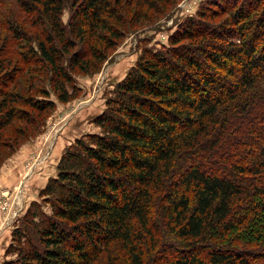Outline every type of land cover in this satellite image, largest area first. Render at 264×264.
<instances>
[{
    "label": "trees",
    "instance_id": "1",
    "mask_svg": "<svg viewBox=\"0 0 264 264\" xmlns=\"http://www.w3.org/2000/svg\"><path fill=\"white\" fill-rule=\"evenodd\" d=\"M221 1L141 52L93 118L99 132L61 154L4 264H264V0H235L211 25ZM157 2L0 0V149L29 116L15 103L55 106L29 93L35 81L69 101L75 71L98 69Z\"/></svg>",
    "mask_w": 264,
    "mask_h": 264
},
{
    "label": "rangeland",
    "instance_id": "2",
    "mask_svg": "<svg viewBox=\"0 0 264 264\" xmlns=\"http://www.w3.org/2000/svg\"><path fill=\"white\" fill-rule=\"evenodd\" d=\"M155 1H158L160 11L146 5L143 8L146 16L141 21L130 23L135 25L124 32L117 45L109 50L108 59L98 69L90 73L75 71L72 82L74 86L68 85L70 91L74 90L75 96L69 101H59L48 82L35 81L37 89L29 93L37 98L51 99L55 101V106L40 113L30 105L15 103L17 108L27 110L29 116L14 119L3 131L0 191L7 201V207L5 211L0 209V228L10 210L23 208L14 222L0 232V264L18 258V241L16 237L13 238V232L22 225L25 211L33 201L43 203L39 191L49 177L56 175L57 163L63 151L76 138L89 132H99L100 128L93 122V118L106 108V99L113 94L115 84L124 78L145 48L169 46V36L184 25L187 17L196 15L201 4L207 0H193L197 3L196 11L192 14L186 13L185 6H182L187 0H170L165 4ZM234 1H221L225 8L212 13L217 15L208 19L211 25L227 18L224 12ZM125 12L131 21L129 9ZM67 15L68 11L65 12V20ZM6 89L8 92L14 91L12 85ZM43 89L49 90V97L39 92ZM26 118L31 124L27 123ZM44 208L50 211L49 206L44 205ZM11 244L15 250L13 248L10 253H6Z\"/></svg>",
    "mask_w": 264,
    "mask_h": 264
},
{
    "label": "built area",
    "instance_id": "3",
    "mask_svg": "<svg viewBox=\"0 0 264 264\" xmlns=\"http://www.w3.org/2000/svg\"><path fill=\"white\" fill-rule=\"evenodd\" d=\"M194 2L195 1H193V0H187L182 5V6H185L184 10L186 11V13H189V14L195 13V11H196L195 5H196L197 1L195 3ZM17 195L19 196V192H17ZM6 207H7V201H6V199H4L3 193L0 191V209L5 211ZM22 208L23 207H20L18 210L12 209L6 214V216L4 218L3 226H2V228H0V232H2L3 229H5L6 227H8L9 225H11L14 222V220L16 219L17 215L22 210Z\"/></svg>",
    "mask_w": 264,
    "mask_h": 264
},
{
    "label": "crops",
    "instance_id": "4",
    "mask_svg": "<svg viewBox=\"0 0 264 264\" xmlns=\"http://www.w3.org/2000/svg\"><path fill=\"white\" fill-rule=\"evenodd\" d=\"M32 174V173H31ZM23 179V178H22ZM1 247V246H0ZM2 256V252H0V257Z\"/></svg>",
    "mask_w": 264,
    "mask_h": 264
}]
</instances>
